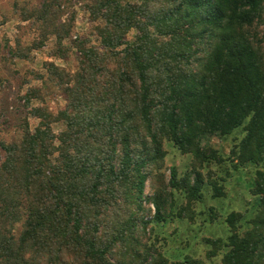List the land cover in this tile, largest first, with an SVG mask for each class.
<instances>
[{
	"label": "trees",
	"instance_id": "16d2710c",
	"mask_svg": "<svg viewBox=\"0 0 264 264\" xmlns=\"http://www.w3.org/2000/svg\"><path fill=\"white\" fill-rule=\"evenodd\" d=\"M77 2L90 31L75 39L63 0H42L21 17L40 46L51 36V57L72 55L75 67L45 62L33 71L40 85L22 96L20 139L7 142L0 128V264H200L169 259L145 234L152 222L184 218L174 191L202 199V170L227 160L210 138L241 128L233 170L264 161V0ZM54 91L65 102L55 112L46 103ZM165 142L194 161L180 179L170 169L169 191L152 181L163 176ZM150 180L152 197L144 193ZM208 184L213 198L224 196L216 179ZM251 186L262 214L227 215V238L204 240L207 258L222 252L221 264H264L256 227L264 228V169Z\"/></svg>",
	"mask_w": 264,
	"mask_h": 264
},
{
	"label": "rangeland",
	"instance_id": "374dc122",
	"mask_svg": "<svg viewBox=\"0 0 264 264\" xmlns=\"http://www.w3.org/2000/svg\"><path fill=\"white\" fill-rule=\"evenodd\" d=\"M71 1L63 0L66 19L74 15L73 39H75L76 36L87 35L90 28L87 15L82 10L80 2L75 0L72 4ZM41 2L42 0H0V128L2 129L1 137L7 142H17L21 137L20 125L26 115L22 96L26 88L40 85L33 81L34 76L31 73L42 71V65L45 62H52L67 70H73L75 67L72 55L69 56V59L50 56L55 47L51 36H48L44 44L40 46L41 37L35 27L28 21H21V17L27 15L28 11L37 7ZM257 32L258 42L264 49V36L261 28H258ZM17 43L19 44L18 48L15 47ZM33 43L39 48L31 49ZM65 45L69 46L66 42ZM10 49L14 50L15 55L27 58H12L8 54ZM25 81L30 84L25 85ZM62 97L60 91H54L53 97L47 99L46 103L53 112L65 105ZM34 103L33 105H36ZM36 123L35 120L30 119L31 127H34ZM54 129L56 131L58 127ZM243 136V131L239 128L230 136L212 137L208 142L206 141L212 149L227 160L221 165L211 164L202 170L204 178L201 190L202 199L190 203L181 193L174 191L175 212L184 207L186 210L184 218H171V220L160 224L152 222L148 226L145 239H148L149 244H155L164 251L169 259L180 260L184 256H189L199 261L200 264H221L222 252H218L210 259L206 257V253L211 247L206 245L204 240L227 238L229 233L224 220L231 212L242 214L248 221H253L254 218L262 214L263 209L258 206L257 198L252 195L251 185L255 171L264 169V161L259 165L249 164L239 167L238 170H233L228 161L230 151L238 145ZM163 149L166 153L161 169L163 176L158 180L154 178L152 181H155V186H161L169 191L170 169L174 168L180 179L192 169L194 161L190 155L181 154L170 143L165 142ZM215 179L223 188V197H212L208 181ZM152 181H147L144 192L149 197L153 195ZM144 207L148 214L146 219H150L154 214L153 205L145 203ZM211 208H213V217H215L213 221H210L209 218ZM167 212L169 211L167 210ZM256 227L258 230L264 231L260 223H257ZM252 228H254L253 224L243 225L239 231L243 233Z\"/></svg>",
	"mask_w": 264,
	"mask_h": 264
}]
</instances>
